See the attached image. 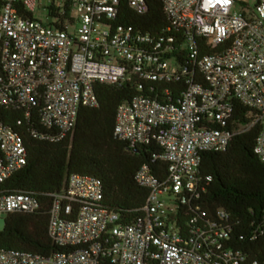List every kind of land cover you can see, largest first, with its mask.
I'll return each mask as SVG.
<instances>
[{
  "label": "built area",
  "instance_id": "built-area-1",
  "mask_svg": "<svg viewBox=\"0 0 264 264\" xmlns=\"http://www.w3.org/2000/svg\"><path fill=\"white\" fill-rule=\"evenodd\" d=\"M157 1L171 37L117 23L121 3L143 16L148 0H0V109L21 114L14 128L0 123V185L26 163L17 128L35 114L41 130L31 137L63 140L79 108L98 107V84L158 87L161 98L138 95L118 106L113 136L129 154L154 143L160 153L152 162L166 171L160 179L146 165L137 170L134 181L147 196L130 222L98 205V179L70 175L48 210L47 235L60 251L42 257L0 248V264H101L102 257L110 264H257L227 247L229 215L217 210L209 219L198 201L201 154L224 152L254 125L253 154L264 166V0ZM178 83L183 93L173 101L166 85ZM235 103L248 110V124L230 125ZM39 209L28 194L0 193V220Z\"/></svg>",
  "mask_w": 264,
  "mask_h": 264
},
{
  "label": "trees",
  "instance_id": "trees-1",
  "mask_svg": "<svg viewBox=\"0 0 264 264\" xmlns=\"http://www.w3.org/2000/svg\"><path fill=\"white\" fill-rule=\"evenodd\" d=\"M147 7L146 14L138 16L125 2L121 3L117 23L150 35L171 37L160 3L148 0ZM19 14L27 15V12L19 8ZM177 45L179 42L171 46L173 51L178 50ZM167 57L172 59L177 55L171 53ZM166 87L172 89L173 101H178L183 85L168 84ZM95 92L98 107L79 108L74 129L59 142L49 143L31 137L29 132L32 129L41 130L35 114L29 122L17 128L23 136L26 163L0 185V193L28 194L39 201L40 209L34 214L7 216L0 231V248L42 257L60 251L47 235L48 210L51 195L63 191L72 174L100 181L103 197L98 205L103 210L118 214L126 222L142 215L147 191L135 183L134 175L146 165L154 176L163 179L165 165L152 162L160 153L154 143L142 147L136 154L126 152V144L113 136L115 113L118 106L138 95L158 99L162 97L161 92L152 84L138 91L133 83L122 87L98 84ZM247 113L246 108L235 103L230 125L248 124ZM20 115L17 111L0 109V123L14 128ZM258 133L259 127L254 125L236 134L224 152L201 154L199 175L203 182L198 203L209 219L215 217L217 210L229 215L231 236L228 248L242 252L249 261L264 264V166L253 154ZM183 210L187 208L179 211V227L185 224L180 219ZM100 261L101 264H110L105 257Z\"/></svg>",
  "mask_w": 264,
  "mask_h": 264
},
{
  "label": "rangeland",
  "instance_id": "rangeland-1",
  "mask_svg": "<svg viewBox=\"0 0 264 264\" xmlns=\"http://www.w3.org/2000/svg\"><path fill=\"white\" fill-rule=\"evenodd\" d=\"M247 2H248V4L250 5V6H253V0H247ZM234 10L235 11H240L241 10V7H235L234 8ZM34 16H35V18L36 19H39V20H42V21H45L46 20V14H45V12H40V13H35L34 14ZM164 199H167V197H164ZM172 200V199H171ZM3 220L4 219H1L0 220V231L2 230V228H3Z\"/></svg>",
  "mask_w": 264,
  "mask_h": 264
}]
</instances>
